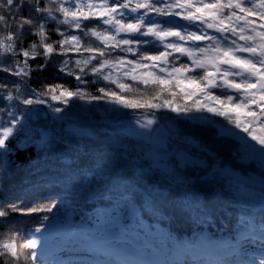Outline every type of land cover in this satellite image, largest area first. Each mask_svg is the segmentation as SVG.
Segmentation results:
<instances>
[{
	"label": "snow or ice",
	"instance_id": "1",
	"mask_svg": "<svg viewBox=\"0 0 264 264\" xmlns=\"http://www.w3.org/2000/svg\"><path fill=\"white\" fill-rule=\"evenodd\" d=\"M0 264H264V0H0Z\"/></svg>",
	"mask_w": 264,
	"mask_h": 264
},
{
	"label": "trees",
	"instance_id": "2",
	"mask_svg": "<svg viewBox=\"0 0 264 264\" xmlns=\"http://www.w3.org/2000/svg\"><path fill=\"white\" fill-rule=\"evenodd\" d=\"M49 80L52 79L51 74L45 73L44 74ZM39 79H43V77H40ZM39 79L37 77H33V80L35 82V85L39 87ZM96 118L100 120H104L106 118V114L103 111L102 108L98 107L96 109ZM78 219V217H77ZM145 221L147 224L153 223V221L149 220L147 217L145 218ZM164 228H167L168 230L172 231L174 234H176L178 237L188 239L192 235L191 229L186 224L179 223V222H168L165 221L161 224ZM214 235L213 238L219 237L222 239H229L231 237V233L229 231H219L217 229H211L210 230ZM152 239V238H151Z\"/></svg>",
	"mask_w": 264,
	"mask_h": 264
}]
</instances>
